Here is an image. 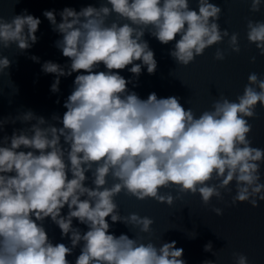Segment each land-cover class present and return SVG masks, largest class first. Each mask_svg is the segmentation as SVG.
Here are the masks:
<instances>
[{
  "label": "clouds",
  "instance_id": "clouds-1",
  "mask_svg": "<svg viewBox=\"0 0 264 264\" xmlns=\"http://www.w3.org/2000/svg\"><path fill=\"white\" fill-rule=\"evenodd\" d=\"M261 3L251 0L250 11L259 12ZM197 8L190 9L189 0H102L99 7L79 12L64 8L59 23L55 10L44 11L62 37L55 46L71 61L65 66L43 63L41 70L56 76L50 90L59 92L60 77L86 74L76 75L63 118L51 117L55 124L30 109L0 119V133L8 123L30 125L0 138V264H70L66 257L81 245L75 264H186L175 241L157 248L139 236L109 234V217L147 234L154 223L136 213L121 216L114 198L123 192L171 207L174 197L161 189L175 188V199L198 193L208 205L213 197L223 200L222 192L230 194L234 182L233 206L257 208L264 202V149L252 147L248 139L249 119L255 118L258 104L264 108V79L249 74L236 101L221 96L197 118L179 97L158 98L153 92L141 99L127 89L133 81L119 74L127 68L138 78L145 67L149 75L155 73L157 61L145 33L164 45L175 41L169 55L185 67L224 38L238 54V34L220 29L222 9L209 0H198ZM113 14L117 20L108 23ZM121 20L127 22L121 25ZM40 23L27 10L10 21L0 17V48L14 44L27 51L37 43ZM247 29L249 43L264 56V21L249 20ZM30 59L39 63L36 56ZM214 59L223 61L224 52L217 49ZM11 63L0 57V73ZM101 65L107 71H97ZM89 179L91 186H85ZM65 206L66 216L61 214ZM212 211L223 215L221 208ZM46 218L58 226L62 239H70L71 247L53 244ZM74 219L88 230L73 227ZM212 247L209 242L204 251ZM233 256L234 264H248L245 255Z\"/></svg>",
  "mask_w": 264,
  "mask_h": 264
},
{
  "label": "water",
  "instance_id": "water-1",
  "mask_svg": "<svg viewBox=\"0 0 264 264\" xmlns=\"http://www.w3.org/2000/svg\"><path fill=\"white\" fill-rule=\"evenodd\" d=\"M102 0H0V17L11 20L24 10L38 18L41 23L35 33L38 40L30 49L20 52L16 45L7 49L0 48V57H7L11 66L0 73V119L12 116L13 118L32 110L36 115L43 116L49 123L55 124L51 119L53 114L63 118L67 111L64 103L73 90L74 80L78 74L60 77L59 92L53 93L52 83L56 76L45 74L41 68L43 63L52 61L61 66L70 65L69 58L55 46L56 41L62 39L61 35L53 31L50 22L44 17L46 10H55L57 23L61 22L59 13L64 8H73L77 12L81 8L92 5L99 7ZM198 0H189V7L198 11ZM222 9L218 21L221 31L227 30L229 34L237 33L240 52L234 53L228 46V38L205 50L203 55L195 58L187 67L177 64L169 55L174 43L161 44L157 39L145 33L143 37L154 52L157 69L149 75L147 69L142 68L140 76L134 77L126 68L119 74L133 83L127 84L128 91H134L141 99H147L149 94L155 93L158 98L176 96L185 109H191L198 118L203 112L212 110L213 103L221 96L236 101L243 94L248 84V76L257 74L264 79V56L259 54L255 44L247 39V23L251 21H264V0L259 12L250 11L251 0H209ZM117 20L113 14L108 23ZM127 21L121 20L122 25ZM179 39V36L176 37ZM217 49L224 52L225 59L217 61L214 55ZM39 58V63L30 57ZM255 57V63L252 58ZM140 63V62H137ZM131 65L128 66L130 68ZM97 71H107L101 65ZM10 73V76L8 75ZM135 85V86H134ZM18 89V92H16ZM59 101V103H57ZM255 118L249 119L252 131L248 139L251 146L264 149V108L259 104L255 109ZM17 121L15 124L4 125V135L11 136L14 129L29 127ZM62 127V125H56ZM63 143V139L61 140ZM27 151V149H22ZM261 183H264V164H261ZM69 178L71 174L69 173ZM90 177L91 173H86ZM113 181L108 177L107 186L111 187ZM85 186H91L90 179ZM232 191L222 192L223 200L212 198L208 205L202 202L201 197L185 194L175 199L179 194L175 188L161 189V194L170 193L174 197L171 207L160 204L153 199L139 201L129 197L123 192L114 198L121 216L136 213L141 217H149L154 223L151 233H141L138 228L127 227L123 223H112L110 217L106 218L110 225L109 234L119 236L126 234L129 238L142 237L143 243L151 242L157 248L163 242H176L178 248L183 249V259L186 264H203L205 260L213 264H234V253L243 254L248 258V264H264V202L259 207L252 208L250 204L238 203L232 205V197L236 194L235 183L230 185ZM83 199V198H82ZM221 208L222 216H217L212 209ZM68 209H62V215H67ZM49 239L53 244L63 243L71 247L70 239H62L61 230L51 222L50 218L44 221ZM73 227L86 232L87 226L73 220ZM195 234V238H190ZM212 243V251L205 252L204 246ZM82 246V245H81ZM73 250V254L66 257L70 264H75L80 254V247ZM213 253H215L213 255Z\"/></svg>",
  "mask_w": 264,
  "mask_h": 264
}]
</instances>
